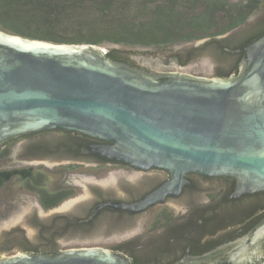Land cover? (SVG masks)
<instances>
[{
  "label": "water",
  "instance_id": "obj_1",
  "mask_svg": "<svg viewBox=\"0 0 264 264\" xmlns=\"http://www.w3.org/2000/svg\"><path fill=\"white\" fill-rule=\"evenodd\" d=\"M256 15L254 22L264 11ZM106 48L126 50L131 62L154 57L114 43H55L0 29V142L44 129L76 131L111 142L98 148L106 157L163 168L176 180L187 172L227 175L245 189L264 190V34L237 49L244 52L241 69L226 78L150 72L108 56ZM201 55L216 72V56ZM29 211L20 206L0 219V264H133L103 247H81L106 243L87 239L64 240L65 248L73 243L81 248L56 253L4 255L20 249L9 243L16 229L38 247L45 243V228L18 224ZM261 238L251 252L237 245L229 256L185 257L172 264H264V231L251 236Z\"/></svg>",
  "mask_w": 264,
  "mask_h": 264
},
{
  "label": "flooded vegetation",
  "instance_id": "obj_2",
  "mask_svg": "<svg viewBox=\"0 0 264 264\" xmlns=\"http://www.w3.org/2000/svg\"><path fill=\"white\" fill-rule=\"evenodd\" d=\"M257 13L230 34L262 20L254 22ZM230 34L217 39L222 42L197 45L190 41L131 51L154 48L170 55L161 65L165 72L198 62L208 51L220 61L213 77L226 78L241 69L244 52L237 49L264 32L229 46ZM125 62L137 65L131 59ZM106 145L113 144L65 129H44L0 142V206L6 207L2 212L7 215L30 206L18 224L26 222L48 232L38 247L16 229L10 245L23 252L56 253L81 248L77 243L65 248L64 240H100L107 244L101 247L128 257L133 264L223 257L237 245L248 252L262 245L263 238L253 241L251 236L264 231V190L245 189L237 178L227 175L187 172L176 180L163 168L106 157L98 149ZM86 187L91 191L83 194ZM126 206L145 207L131 210Z\"/></svg>",
  "mask_w": 264,
  "mask_h": 264
},
{
  "label": "trees",
  "instance_id": "obj_3",
  "mask_svg": "<svg viewBox=\"0 0 264 264\" xmlns=\"http://www.w3.org/2000/svg\"><path fill=\"white\" fill-rule=\"evenodd\" d=\"M259 10L264 0H0V29L55 43H114L131 51L216 37L245 25ZM249 25L230 34L227 44L262 34L264 17ZM124 51L109 49L108 56L129 61Z\"/></svg>",
  "mask_w": 264,
  "mask_h": 264
},
{
  "label": "rangeland",
  "instance_id": "obj_4",
  "mask_svg": "<svg viewBox=\"0 0 264 264\" xmlns=\"http://www.w3.org/2000/svg\"><path fill=\"white\" fill-rule=\"evenodd\" d=\"M122 47H124V46H122ZM106 49L109 50L108 48H106ZM141 49L147 50V48H141ZM153 49L154 48H152L151 49L152 51H150L154 55V57L152 59L141 61V62H132V63L137 64V66L141 65V66H143V67L140 66L141 68L146 69L150 72H165L164 71L165 69L162 68L161 65L164 61V58L166 59L170 55L164 56V55L160 54V52L154 51ZM212 66H213V62L208 57H201V59L198 62H195V63L190 62L189 64L182 66V69L174 68L172 71L187 73V74H192V75L213 77L212 73H214V72H213ZM83 194H84V192H83ZM5 209H6V207L3 208L2 206H0V219L5 218L6 216L11 214L10 213V214L4 215V213L2 211ZM100 245L106 246L107 244L102 243V244H97V245L81 246V247H98V246L101 247ZM19 250L20 249L12 250L8 254H14L15 252H18Z\"/></svg>",
  "mask_w": 264,
  "mask_h": 264
}]
</instances>
